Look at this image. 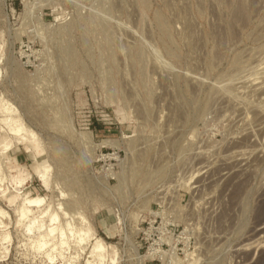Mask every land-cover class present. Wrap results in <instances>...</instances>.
Wrapping results in <instances>:
<instances>
[{
    "label": "rangeland",
    "instance_id": "1",
    "mask_svg": "<svg viewBox=\"0 0 264 264\" xmlns=\"http://www.w3.org/2000/svg\"><path fill=\"white\" fill-rule=\"evenodd\" d=\"M0 264H264V0H0Z\"/></svg>",
    "mask_w": 264,
    "mask_h": 264
},
{
    "label": "bare ground",
    "instance_id": "2",
    "mask_svg": "<svg viewBox=\"0 0 264 264\" xmlns=\"http://www.w3.org/2000/svg\"><path fill=\"white\" fill-rule=\"evenodd\" d=\"M5 112V111H4ZM20 127V126H19ZM17 128V127H16ZM16 132H18V130H16ZM22 132V131H21ZM7 148V147H6ZM44 172H45V170H44ZM45 175V174H44ZM43 174H42V176L41 177H43L44 176ZM39 177V176H38ZM41 177H40V179H41ZM46 177V176H45ZM44 177V178H45ZM21 180V179H20ZM31 202H39V200L38 199H33V200H30ZM19 212H20V215H21V217L22 216H24L25 214H27L26 213V211L24 210V209H22L21 211H20V209H19ZM28 212V211H27ZM52 215H54V214H52ZM51 215V216H52ZM20 217V218H21ZM42 218V217H41ZM55 218H56V216L54 217V216H52V217H50V219L51 220H55ZM37 219V218H36ZM43 220V219H42ZM34 222V221H33ZM35 222H36V220H35ZM34 224V223H33ZM28 226V225H27ZM32 227H33V229H34V226L33 225H30L29 227H28V229L30 230V229H32ZM35 227H36V225H35ZM40 228V227H39ZM39 228H36V229H39ZM56 231V228H54V227H51L50 229H48V234L50 235L52 232H55ZM59 232H60V230H59ZM60 235L62 236V233H60ZM48 238V237H47ZM54 238H52V240H53ZM60 242H62V241H60ZM63 243V242H62ZM46 244V243H45ZM44 243L41 245V246H43V245H45ZM61 244V243H60ZM65 244V243H64ZM54 247H55V245H54ZM59 247V246H58ZM102 245L99 243V242H97L96 243V252H100L102 249ZM56 249H54V251H55ZM97 255H100L99 253H97ZM51 257V256H50ZM103 259V258H102ZM100 260H101V258H100Z\"/></svg>",
    "mask_w": 264,
    "mask_h": 264
}]
</instances>
